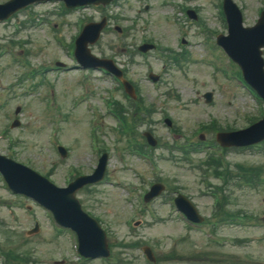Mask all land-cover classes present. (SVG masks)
I'll list each match as a JSON object with an SVG mask.
<instances>
[{
	"label": "rangeland",
	"instance_id": "rangeland-1",
	"mask_svg": "<svg viewBox=\"0 0 264 264\" xmlns=\"http://www.w3.org/2000/svg\"><path fill=\"white\" fill-rule=\"evenodd\" d=\"M3 1L5 0H0V2ZM163 1L119 0L117 4L108 6L106 12L117 14L118 17L116 20H111L109 29L102 34L95 45L91 46L94 55L114 58L120 66L127 67V78L138 86L144 102L154 106L156 113L152 116L153 122L137 127V131L142 132L151 127L157 139L172 144L173 136L162 121L163 115L170 117L173 125L179 129V134L176 135L177 141H185L186 138L197 141L200 133L195 132L196 128L201 123H208L211 117H215L222 127L247 126L248 118H250L247 116L260 115L249 93L238 88L234 80L230 82L225 79L222 73L214 70L213 67L202 64L209 57L207 45L202 44L205 42L206 34L198 23H204L209 30L223 31L225 29V24L219 17V0H183L189 8L196 9L200 17L196 22L189 18L185 21L184 39L189 41V45L186 43L184 49L189 52L192 59L184 61L180 68L164 69L162 61L153 54L144 57L137 51L142 37L150 39V42L169 46L176 51L179 48V34L175 24L178 16ZM234 1L242 8L245 25L254 23L258 16L257 9L264 5V0ZM146 5L148 9H145ZM58 6L60 5L56 2H48L34 4L30 8L35 16L48 17L57 21L59 23L57 32L51 31L49 23L43 22L39 25L30 22L25 27H15V18L6 24H0V46L11 51L0 57V99L4 100V105L0 108V153L11 156L43 175L49 173L47 177L52 182L64 186L68 177L67 166L71 165L89 173L95 163L89 148L90 134L86 131L89 127L90 115L82 106L79 107V101L72 100L86 91L80 88L81 72L77 67H71V55L66 48L58 44L55 35L61 36L66 43L70 44L76 35L79 23L100 20L102 14L93 8L59 14ZM17 17L20 26V22L27 19L26 12L18 13ZM115 26L130 29V31L122 30L118 33L114 29ZM60 41H62L61 38ZM208 43L212 59L215 62L223 61V54L214 45L212 38L208 39ZM123 44L126 47H122ZM130 50L133 52V61H130ZM16 53L25 57L34 68L48 67L33 79L37 82L41 77H46L48 80L44 82L51 85L39 83L35 94H21V88L28 86L30 79L27 78L18 84V79L23 78L24 70L13 60ZM56 62H63L67 69L60 70L55 66ZM228 67L232 69V65ZM150 70L162 74L155 83L158 87H155L147 77ZM90 72L94 76L90 80V87L94 91L105 93L113 84L111 77L102 79L98 77L100 74L98 71ZM226 73L232 75L230 70ZM206 91L213 92L211 103L204 102L202 94ZM50 92L54 94L63 110L69 111L63 115L59 113L57 104L49 106L50 115H53L54 119L56 115L69 118L68 122L64 121L60 124L62 128L58 131L59 141L66 145L69 143L75 149L70 147L72 154L67 159H62L53 146L55 125L51 123L52 119L46 118L49 113L45 109L44 99ZM115 96L116 99L126 101L121 91L116 92ZM96 97L91 99V103L98 105L100 110L105 112V104L100 97ZM47 99L50 100V98ZM17 106L20 107V115L17 116L20 124L18 127L11 128L10 124L15 117L14 110ZM75 107L79 109H72ZM262 113L264 114V110ZM81 114H84V118ZM103 120L108 121L105 125L109 126L106 127L105 136L102 137L109 153L106 173L109 180L130 182L139 189L142 186L148 187L150 182L160 175L159 177L167 184H165L166 187L169 185V188L177 187L181 193L194 201L202 215L209 216L212 211L211 198L202 193L204 187L200 170L196 168V164L204 158V154L193 155L190 163L174 162L169 159L170 155L166 150L159 148L154 151L157 174L134 156H128L127 164L130 169H126L125 165L123 166L116 159L114 152L119 146L111 133L116 122L106 112ZM1 130L8 136H3ZM201 133L204 134L205 140L213 136L211 132L202 131ZM229 151L227 156L231 162H242L246 165L259 164L264 168L262 152L253 149ZM211 181L217 183L213 178ZM116 185L107 182L91 189L82 188L76 195L84 210L92 216L99 217L101 226L107 232V242L111 244L115 255L121 252L120 256L126 259L124 264H150L144 260L139 250L118 248L120 241L135 240L140 243L146 242L153 247L155 256L160 258L158 264H238L240 260H243L246 252L255 254L258 260L262 259V262L256 264H264V241L254 240L258 231L254 232L252 228L245 226L222 227L220 233L224 237L230 239V236L239 235L241 242L238 239L235 244L231 241L221 246L208 244L200 232L185 229L176 219L175 214H171L166 200L174 195L173 189H167L164 194L154 200L152 208L159 219L151 220L153 218L147 215L132 217L131 204L125 199L122 189ZM229 191L232 198L228 207H231L233 211H240L251 216L264 214V187L232 186ZM27 205L31 206L30 210L27 209ZM46 216L45 211L36 203L27 198L11 195L0 180V248L28 250L36 260L35 264H53L51 261L61 260L63 254L72 256L67 244L69 240L73 241V234L70 232L71 235L68 230H62L68 238L55 237L58 228L48 221L54 230L52 233ZM132 218L141 220V224L132 227L129 221ZM36 219L39 222L38 230L27 235L26 232L33 227ZM180 235H184V239L180 242L175 241ZM252 247L256 251H253ZM69 259L72 260V258ZM0 264H3L1 257ZM58 264H65V261L62 260ZM86 264L109 263L93 260Z\"/></svg>",
	"mask_w": 264,
	"mask_h": 264
},
{
	"label": "water",
	"instance_id": "water-1",
	"mask_svg": "<svg viewBox=\"0 0 264 264\" xmlns=\"http://www.w3.org/2000/svg\"><path fill=\"white\" fill-rule=\"evenodd\" d=\"M108 0H66L68 6H74L77 4H84L86 2H106ZM232 18V13H230V17ZM264 18V17H263ZM262 24V21L260 22ZM260 24L255 28L249 29L247 35L237 36L232 39L231 43L229 44L230 53L236 55L238 59L246 66V60H248V56H250V50H252V46H254V40H256V34H258V30H260ZM100 26L96 28L99 29ZM264 28V25L262 29ZM261 29V30H262ZM85 46V44L83 45ZM248 47V50L246 49ZM246 49V50H245ZM12 165V164H11ZM13 166V165H12ZM15 167V166H13ZM0 168L6 174L10 185L20 191H24L36 197L41 202L45 203L52 210L55 212L56 216L60 221L63 223L69 224L76 228L81 235V245L85 251L87 246V242L89 237L97 239L100 244L103 243L102 235L98 233L95 226L91 221H88L85 216L79 211V207L76 201L73 199L72 194L77 184L71 185L70 188L65 190H58L54 192H50L48 188H51L49 185L45 183V181L38 179L33 174L31 175L35 180H38L39 183L43 184L41 186L35 182L24 181L21 177V173L13 169H8L6 167ZM17 168V167H16ZM23 169V168H21ZM70 213V214H69ZM88 221L89 223L85 224L83 221ZM91 222V223H90ZM103 248L99 250V253H103Z\"/></svg>",
	"mask_w": 264,
	"mask_h": 264
}]
</instances>
